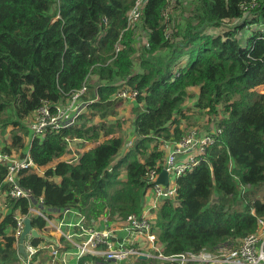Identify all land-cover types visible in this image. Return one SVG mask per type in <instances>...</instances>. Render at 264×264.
<instances>
[{
	"label": "trees",
	"instance_id": "1",
	"mask_svg": "<svg viewBox=\"0 0 264 264\" xmlns=\"http://www.w3.org/2000/svg\"><path fill=\"white\" fill-rule=\"evenodd\" d=\"M133 1L0 0V129L11 125L12 132L2 150L26 147L24 121L41 105L65 100L85 81L91 93L87 112L74 125L31 139L29 157L45 170L18 171L17 183L30 199L5 197L0 264H21L14 216L26 215L40 197L50 215L65 208L89 220L141 214L146 173L163 160L160 145L183 136L181 119L194 121L184 109L191 97L211 121L218 116L213 123L219 132L199 162L176 179L175 198L156 211L152 230L161 253L234 246L264 219V91L256 89L264 85V32L249 28L247 37L238 36L246 26L264 23V0L250 16L240 6L250 0H178L171 6L147 0L139 20L126 28ZM176 7L189 11L179 22L168 14ZM224 20L235 23L218 35L206 32ZM181 57L184 65L177 66ZM90 76L96 80L89 83ZM121 86L138 91L129 145L112 134L120 130L114 110L123 100L114 94ZM193 86L196 94L189 91ZM72 141L81 151L88 142L96 145L78 149L77 159L58 160ZM5 174L0 163V189L7 192ZM30 216L41 230L44 220ZM77 264L103 263L88 255Z\"/></svg>",
	"mask_w": 264,
	"mask_h": 264
},
{
	"label": "built area",
	"instance_id": "2",
	"mask_svg": "<svg viewBox=\"0 0 264 264\" xmlns=\"http://www.w3.org/2000/svg\"><path fill=\"white\" fill-rule=\"evenodd\" d=\"M166 1L171 6L178 0ZM146 2L147 0L133 1L127 12L126 28L133 26L138 21ZM256 5L257 0H250L249 3L243 1L240 6L243 13L247 14ZM254 28L264 32V23H257ZM119 49L120 44H116L115 51ZM87 92L88 84L85 81L78 89L71 91L65 100H59L52 104L46 102L31 112L26 118L31 132V139L45 135L48 130L58 131L74 125L78 116L87 111V104L91 102V100L86 101L84 99ZM137 94L136 89L130 86H121L114 94V98L134 101ZM218 132V129L213 128V131H208L202 136L186 133L178 141H171L174 142L175 148L168 152L162 162L156 163L146 173V180L149 183L147 191L162 202L165 199L173 200L176 196V179L199 162L206 147L213 142V133ZM180 155L182 157L178 158ZM0 163L6 166L4 182L9 186L7 192L5 191L6 196L30 199L31 192L23 189L17 183L16 176L22 168L33 167L38 172L40 167L32 162L29 155L24 158H16L2 149H0ZM162 169H165L169 174V182L166 186L156 182V178ZM38 201L39 203L36 205L29 204L26 215L14 216L16 220L14 234L17 238V245L19 235L24 227V218H31V214L41 217L45 222L41 230L33 227L41 234L42 241L33 244L31 234L25 238V254L21 257V264H34V257L40 249L47 252L48 264H66L64 256L67 254H71L77 259V262L79 258L89 255L105 264H134L142 259L141 256H145L144 260L146 262L149 259H157L155 264H264L263 218L257 220V229L254 232L239 239L234 246L229 247L224 244L216 250L202 248L197 252L186 251L165 255L161 253L156 233L152 230L155 217L150 218L145 214V211L138 215L129 214L124 218H117L128 234L139 233L142 235L144 246L139 247L128 238H118L114 233V228L108 225L95 226L88 221L89 219L84 214L71 208H65L58 212L62 215L75 214L77 220L67 221L63 218L54 220V217L46 213L41 207V197ZM160 205L155 202L152 204V208L157 211ZM103 220H106V218H103ZM56 229L60 231L58 237L53 233Z\"/></svg>",
	"mask_w": 264,
	"mask_h": 264
},
{
	"label": "crops",
	"instance_id": "3",
	"mask_svg": "<svg viewBox=\"0 0 264 264\" xmlns=\"http://www.w3.org/2000/svg\"><path fill=\"white\" fill-rule=\"evenodd\" d=\"M254 26H255V23L250 24L249 27L246 26L243 30L240 31V35L239 36L244 35V33L246 32V37H247V35H248L247 33L249 31V28L255 30ZM259 87H264V85H261ZM256 89H258V87ZM258 90H260V89H258ZM261 90H263V89H261ZM189 91L192 92L193 94H196L198 92V88L195 87V86H193V87H190L189 88ZM123 100H128V101H124L126 103H129V101H131V102L133 101V100H130V99H123ZM189 100H190V104H187V100L184 102L185 103L184 104V109H185L186 114H190L191 112H193L195 110L198 111V109L196 107H194V105H193L195 98L194 97H191V98H189ZM132 103H134V101ZM205 116H207V118H209L208 114H205ZM208 124H210L209 128L208 127L203 128V127H200V126H191L190 127V125H191L190 124L189 126H186L185 125L186 128L183 129L182 126L181 125L180 126L184 130V134H186V133H193L196 136H202V134L204 135L208 131H213V128L216 127V126H214V123L211 124L210 122L208 123V121H207V125ZM24 142L26 144V147H24L22 149V151H21L22 153H24V155L23 156H18L19 158H24V157H26V156L29 155L28 148H29V145H30V142H31V132L30 131L27 133V136L25 137ZM10 143H11V137H10V133H9V137H7L5 143L0 142V149H2L1 147L5 146V145H8ZM95 145H96V143L88 142L84 147H82V151L80 150L79 152H83V150H85L87 148H91V147H93ZM73 148L74 147L71 146L70 149H73ZM75 148H80V147H75ZM160 148L164 152V155H163V158H164L168 154L169 151H171V150H173L175 148V145H174V142L168 141L166 143H162L160 145ZM68 153H70V152L68 151ZM11 154L14 155V156H17V155H15L12 152H11ZM68 157L70 158V156H68ZM181 157H182V155L178 156V158H181ZM58 160H65V159H64V157H61ZM55 163L56 162H54V163L52 162L49 165H47V167H52ZM43 170H45V168L44 167H40V169L38 170L37 173H40L41 174V173H43ZM54 179H55L56 182H59L60 181V178L59 177H56ZM5 197H6V192L5 191H2L0 189V213L2 215L5 214L7 212V210H8V208L6 206V203H5V200H6ZM155 202H157L158 204H161L162 201L154 198L151 195V193L149 191H147L146 192V195H145V202H144V205H143L142 212L145 211V214L147 216H149L150 218H154L156 216V209H153L152 208V204L155 203ZM20 214L21 213L19 211H16V215H20ZM51 215H52V217H54V220H57V219H60V218H63V220L64 219L67 220L68 217H70V218L72 216L74 217L73 214L72 215H69V214L68 215H62L61 213L56 212L55 210L51 213ZM103 218H106V220H103ZM117 218H119L117 215L110 216V215H106V214H101L95 220L90 219L88 221L91 224L95 225V226H101V227H103L105 225H108V226L114 228V230H115L114 233H115V235L118 238H128L134 244L138 245L139 247H143L144 246V244H143L144 243V238L142 237V235L139 234V233L128 234V232H126L124 230L123 224L122 223H119L120 221H118ZM53 233L55 234L56 237H58V235L60 234V231L58 229H56V230L53 231ZM16 246H18V245L16 244ZM20 255H21V257H23V254H20ZM64 258L66 260V264H77V259L74 258L71 254L65 255ZM97 262L98 263L105 264L104 262H101V261H97ZM40 263H42V264H48L47 252L44 249H40L38 251V253L36 254V258L34 260V264H40Z\"/></svg>",
	"mask_w": 264,
	"mask_h": 264
},
{
	"label": "rangeland",
	"instance_id": "4",
	"mask_svg": "<svg viewBox=\"0 0 264 264\" xmlns=\"http://www.w3.org/2000/svg\"><path fill=\"white\" fill-rule=\"evenodd\" d=\"M188 13H189V11H188V9H185V10H182V9H180V8H178V7H176L175 9L173 8V9H170L169 11H168V14H172V16L174 17V20L176 21V22H179L180 21V19H181V17L183 16H186V15H188ZM251 14H252V12H251ZM247 16H250L249 14H246ZM167 17V16H166ZM139 20V19H138ZM235 22H232V21H228V20H224V22L222 23V24H220L219 26H215V27H211V28H208V29H206V32L207 33H209V34H211V35H218V34H221V32H223L224 30H226V29H228V28H230V26H232L233 24H234ZM174 30H175V28H174ZM240 35V33L238 34V36ZM246 37V32L244 33V35H241L240 36V38L242 37V38H245ZM145 41H144V39L142 40V43H144ZM184 61H185V58L184 57H181V59L179 60V62H178V64H177V66H182V65H184ZM90 80L91 81H95L96 80V77L95 76H90V78H89V83H90ZM258 89H263V90H261V91H264V87H258ZM257 89V90H258ZM259 90V91H260ZM91 98V93H90V91H88V93L86 94V96L84 97V99L86 100V101H88L89 99ZM123 100V99H122ZM124 101H128V100H123L117 107H116V109L114 110L118 115H119V117L121 118V124H120V130H117V132L116 133H112V134H114V135H116V136H122V138L123 139H125L126 140V142H127V144L129 145L130 143H131V141H132V139H134V137H135V134L133 133V124H132V122H133V119H134V115H133V111H132V109H133V107H134V103H132L131 101H129V103H126V102H124ZM187 104H190V100L189 99H187ZM117 110V111H116ZM187 111V110H186ZM197 112H199V111H197V110H195V111H193V112H191L190 114H188V116H190L191 117V121H192V119L194 120L193 122H188L187 120H186V122H185V120L184 119H181V126H182V128L183 129H185L186 128V126H189L190 124V127L191 126H200V127H203V128H206V127H208L209 128V126H210V124H208L207 125V121H208V123L210 122L211 124L216 120V119H218V116L217 117H215L214 119H213V121L211 122L210 121V119L209 118H207V116H205V114H202V113H197ZM196 116V117H195ZM199 121V122H198ZM198 122V123H197ZM24 123H25V125H26V128L27 129H29V127H28V122H27V119H25V121H24ZM186 123H188V125L186 124ZM197 123V124H196ZM186 125V126H185ZM10 129H11V125H7V126H4V127H2V129H0V142H3V143H5V141H6V139H7V137H9V133H10ZM16 130V129H15ZM28 131V130H27ZM11 135H12V132H11V134H10V137H11ZM26 136H27V134H26ZM71 145H72V147H74L75 146V144H74V141H72L71 142ZM4 147V146H3ZM3 147H1L2 149H3ZM78 149L79 148H73V149H70L69 150V152H73V154L71 155L72 157L71 158H69L67 155H68V152L63 156L64 157V159L65 160H68V161H71V160H74V159H76L77 158V154H78ZM125 150V149H124ZM22 149H19V150H13V151H11L12 153H14L15 155H17V156H14V157H16V158H19L18 156H21V154H22ZM120 154H123V151H121V153ZM69 215H72V213H69ZM74 215V217L72 216L71 218L70 217H68L67 218V221H75V220H77V217H76V215L75 214H73ZM230 247V246H229ZM157 262V259H149L148 260V264H155Z\"/></svg>",
	"mask_w": 264,
	"mask_h": 264
},
{
	"label": "water",
	"instance_id": "5",
	"mask_svg": "<svg viewBox=\"0 0 264 264\" xmlns=\"http://www.w3.org/2000/svg\"><path fill=\"white\" fill-rule=\"evenodd\" d=\"M156 182L164 186L168 185L169 174L165 169H162L160 171V173L158 174L156 178ZM29 234H31L33 237H39V238L42 237L41 234H39L37 230L33 228L32 223H31V218L27 217V218H24V227L18 238V252L20 254H23V255L25 254L24 240ZM140 258L145 259V256H141Z\"/></svg>",
	"mask_w": 264,
	"mask_h": 264
}]
</instances>
